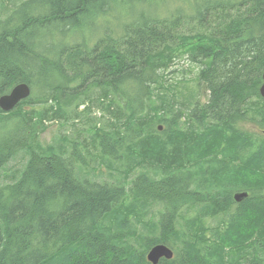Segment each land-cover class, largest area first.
<instances>
[{"label": "trees", "instance_id": "1", "mask_svg": "<svg viewBox=\"0 0 264 264\" xmlns=\"http://www.w3.org/2000/svg\"><path fill=\"white\" fill-rule=\"evenodd\" d=\"M59 32L85 35L58 45ZM182 53L198 64L193 92L165 82ZM263 70L264 0H23L0 19V95L31 90L0 109V168L28 154L0 185V264H151L158 243L173 256L156 264H264ZM90 85L106 127L31 146L43 119ZM97 159L140 170L111 181L76 172ZM153 203L157 217L142 220ZM217 216L205 236L201 223Z\"/></svg>", "mask_w": 264, "mask_h": 264}, {"label": "rangeland", "instance_id": "2", "mask_svg": "<svg viewBox=\"0 0 264 264\" xmlns=\"http://www.w3.org/2000/svg\"><path fill=\"white\" fill-rule=\"evenodd\" d=\"M23 0H0V19L7 17L13 9H15ZM26 10V7L23 8ZM117 33V32H116ZM47 34V32H46ZM85 35V32H59L56 35V42L58 45L67 43V41H81V36ZM87 36V34H86ZM65 37V38H64ZM184 52V51H183ZM198 72V64L190 62L185 54L178 55L172 63L169 64L166 71V81L165 82H176L180 83V89L183 92H193L196 88V75ZM163 82V83H165ZM182 84H184V89H182ZM204 85H200L199 90V99L201 102H205L208 98V92L205 91ZM100 93V88L96 85L88 86L82 93L77 97V100L67 106L63 115L58 119H43V123L40 128L36 131L33 139L35 142L29 144L34 146L37 142L43 146L49 143H55L56 145L66 143L63 139H79L87 137L95 127L105 128L109 122V115L106 111L102 109V106L99 103H96V98ZM35 97V96H34ZM84 97V102H78V98ZM92 100V103L89 101ZM54 99L48 100H39L36 104L33 105H24V108L35 107L37 111H41L44 107L55 106ZM65 107V106H63ZM15 118L9 120V124L13 123ZM8 124V125H9ZM9 125V126H10ZM239 126L250 132L254 131V127L251 122L245 121L241 122ZM32 140V138H31ZM94 150V149H93ZM95 152H97L95 150ZM28 154L25 150H20L17 154H14L1 168H0V185L11 183L15 180L21 170H23V165L27 160ZM88 166H82L77 164L75 170L78 173L88 174V176L93 180L98 181H111L115 179H120L121 174H125L124 178L127 180L131 179L132 176L140 170V168L135 167L133 171H128L124 169L121 171V174L115 168L110 170L106 165H104L100 160H88ZM117 164H115L116 166ZM80 170V172L78 171ZM123 177V176H122ZM148 205L147 207H149ZM161 210V207L158 204H151L150 210L147 215L142 217V220L146 218H155L157 217V211ZM144 215V214H140ZM221 216L217 217H206L204 223L201 225L204 227L203 231H206L205 236H209L210 232L214 230V227L218 225ZM147 220V219H146ZM179 222L182 223V219H179ZM139 227V226H138ZM208 238V237H207Z\"/></svg>", "mask_w": 264, "mask_h": 264}, {"label": "water", "instance_id": "3", "mask_svg": "<svg viewBox=\"0 0 264 264\" xmlns=\"http://www.w3.org/2000/svg\"><path fill=\"white\" fill-rule=\"evenodd\" d=\"M30 87L25 82L14 84L9 92L0 95V109L4 112L12 110L21 100L30 95ZM259 95L264 98V70L261 73V83L258 88ZM161 130V126H158ZM247 196V192H236L233 198L239 202ZM173 251L163 243H158L150 247L146 253V258L151 264H156L160 258L170 259Z\"/></svg>", "mask_w": 264, "mask_h": 264}, {"label": "bare ground", "instance_id": "4", "mask_svg": "<svg viewBox=\"0 0 264 264\" xmlns=\"http://www.w3.org/2000/svg\"><path fill=\"white\" fill-rule=\"evenodd\" d=\"M218 154H219V153H218ZM204 162H205V161H204ZM193 246H194V245H193ZM193 246H192V247H193ZM186 247H187V246H186ZM190 248H191V247H190ZM185 249H186V248H185ZM182 250H183V249H182ZM184 251H185V250H184ZM184 251H183V252H184ZM193 251H194V249H193ZM198 252H199V251H198ZM198 252H196L195 254H198ZM186 253H187V252H186ZM199 256H200V255H199ZM199 256H198V257H199ZM201 257H202V256H200V258H201ZM201 259H202V258H201ZM203 259H204V258H203ZM206 262H207V261H206ZM206 262H204V263H206ZM208 263H209V262H208Z\"/></svg>", "mask_w": 264, "mask_h": 264}]
</instances>
